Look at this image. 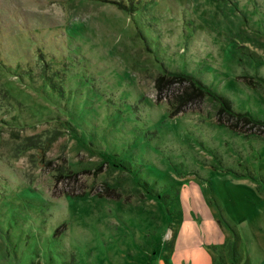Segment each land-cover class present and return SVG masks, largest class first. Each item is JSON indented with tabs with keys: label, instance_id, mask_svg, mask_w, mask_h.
<instances>
[{
	"label": "rangeland",
	"instance_id": "1",
	"mask_svg": "<svg viewBox=\"0 0 264 264\" xmlns=\"http://www.w3.org/2000/svg\"><path fill=\"white\" fill-rule=\"evenodd\" d=\"M261 118L264 0H0V264H264Z\"/></svg>",
	"mask_w": 264,
	"mask_h": 264
},
{
	"label": "trees",
	"instance_id": "2",
	"mask_svg": "<svg viewBox=\"0 0 264 264\" xmlns=\"http://www.w3.org/2000/svg\"><path fill=\"white\" fill-rule=\"evenodd\" d=\"M170 74L174 75V77L176 78H183V80H185L186 82L189 83V88L186 87V89H184L182 91V93H178L176 95L177 98V102H180V100L187 95V93L191 90H193L192 92L194 93H199V95H207L209 96L211 99H213L216 103H217V109L223 113H225L227 116L230 117H234L236 119V117L239 118H244L245 120H250L251 118L249 117L248 112H236L232 109V105H231V101L228 97L224 96L223 94H219L217 92H215L214 90H212L210 87H208L207 85H205L204 83L200 82V80L196 79L193 75L188 74L186 72H182V71H174L171 72ZM161 75L158 79V81L161 79ZM191 92V91H190ZM189 92V94H190ZM180 110L178 105L172 106V113L175 111ZM229 117V118H230ZM226 120H229L228 118H226ZM258 121H260V123L262 125H264V119H258ZM225 124V123H224ZM225 126L228 129H232V130H236L237 128H235V124L234 123H230L226 121ZM239 130V129H238ZM259 134V132H258ZM263 133H260V135ZM264 135V134H263ZM228 247H230V243H227ZM233 248L230 249V251Z\"/></svg>",
	"mask_w": 264,
	"mask_h": 264
}]
</instances>
